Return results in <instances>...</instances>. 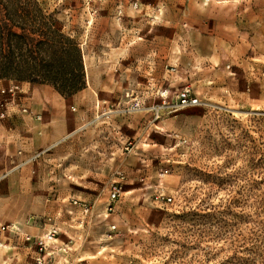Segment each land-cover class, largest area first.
<instances>
[{
  "label": "rangeland",
  "instance_id": "rangeland-1",
  "mask_svg": "<svg viewBox=\"0 0 264 264\" xmlns=\"http://www.w3.org/2000/svg\"><path fill=\"white\" fill-rule=\"evenodd\" d=\"M39 3L84 80H0V221L57 230L41 264H264V0Z\"/></svg>",
  "mask_w": 264,
  "mask_h": 264
},
{
  "label": "trees",
  "instance_id": "trees-1",
  "mask_svg": "<svg viewBox=\"0 0 264 264\" xmlns=\"http://www.w3.org/2000/svg\"><path fill=\"white\" fill-rule=\"evenodd\" d=\"M39 0H0V80L49 83L65 95L84 80L78 43L73 55Z\"/></svg>",
  "mask_w": 264,
  "mask_h": 264
},
{
  "label": "built area",
  "instance_id": "built-area-1",
  "mask_svg": "<svg viewBox=\"0 0 264 264\" xmlns=\"http://www.w3.org/2000/svg\"><path fill=\"white\" fill-rule=\"evenodd\" d=\"M171 70H174V68H172ZM175 98H176V103L174 105H172L175 107L174 109L185 108L188 106H198V105L205 104V103H203L201 98L193 91V88L190 87L189 85L182 88L181 90L177 91L175 93ZM1 106H2V104H0V107ZM73 109H75V108L73 107ZM141 109H142V106H141V103L139 100H135L128 107L129 112H138ZM22 111L28 112V109L26 107H24V108H22ZM101 115H103V114L101 113ZM1 116H4V112H1ZM35 117L39 121L42 119V116H40V115H36ZM121 178L123 179L124 176L121 175ZM110 191H111L110 199L116 200L120 196V193L122 191L121 182L116 181L114 183V185L112 186ZM162 198L165 199L166 197H162ZM166 200L168 202H171L172 198L167 197ZM8 232L22 233L26 236L27 240L31 239V236L29 234L21 231V229L17 223H10V224L0 223V239ZM56 232H57V230L55 228H52L47 233H45L44 235L36 238L35 244L37 245L39 251L46 250L47 241L51 242V240H53V237L55 236ZM0 246H2L1 243H0ZM37 261H38V264H41L42 263L41 257L38 258Z\"/></svg>",
  "mask_w": 264,
  "mask_h": 264
},
{
  "label": "crops",
  "instance_id": "crops-1",
  "mask_svg": "<svg viewBox=\"0 0 264 264\" xmlns=\"http://www.w3.org/2000/svg\"><path fill=\"white\" fill-rule=\"evenodd\" d=\"M107 108L109 110V106H106V105L101 106L100 102L97 103L96 110H95L96 115L94 116L92 121L98 120V118L102 119L103 116L98 117V115L101 113L104 115H110V113L109 114L105 113L106 112L105 109H107ZM109 111H111V110H109ZM76 131L77 130L75 129V132ZM59 154H61V153H59ZM69 155L73 156V153L70 152ZM74 155L76 156V154H74ZM76 159L77 158H75L74 162H72V164H71V166H74L73 168H75V169L77 167V160ZM73 168H72V170H73ZM0 223L8 224L7 222H4V221H0ZM48 227L43 229V230H38L39 232H37V233H32V232H27V231H26V233L29 234L30 236H33V237L35 236V238H38L39 236H42L49 231ZM0 243L2 244V246H0V249L5 248V251H9V253H11L9 255V257L11 258V261L16 260V256L19 254V255H21L22 258L25 257L26 261H30L31 264H35L37 259L40 258L42 255L39 252V249H38L37 245L35 244V242H34V245L32 244L30 247H28L24 241L22 242V245H18V244L13 243L12 240H10L8 238V236H3L0 239ZM17 249H19V251H17ZM6 262L7 261H5V263Z\"/></svg>",
  "mask_w": 264,
  "mask_h": 264
}]
</instances>
